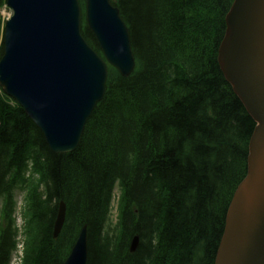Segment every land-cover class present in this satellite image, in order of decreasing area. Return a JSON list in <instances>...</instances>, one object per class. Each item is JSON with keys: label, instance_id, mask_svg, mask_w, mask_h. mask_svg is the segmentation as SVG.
Returning <instances> with one entry per match:
<instances>
[{"label": "trees", "instance_id": "trees-1", "mask_svg": "<svg viewBox=\"0 0 264 264\" xmlns=\"http://www.w3.org/2000/svg\"><path fill=\"white\" fill-rule=\"evenodd\" d=\"M231 2L111 0L135 69L123 77L109 67L73 151H51L0 89V264L15 246L17 191L25 193L23 264H62L82 226L86 264H214L255 126L216 59ZM82 24L99 52L84 12ZM61 200L66 216L54 238Z\"/></svg>", "mask_w": 264, "mask_h": 264}, {"label": "water", "instance_id": "water-1", "mask_svg": "<svg viewBox=\"0 0 264 264\" xmlns=\"http://www.w3.org/2000/svg\"><path fill=\"white\" fill-rule=\"evenodd\" d=\"M0 86L15 99L55 153L77 146L84 124L102 98L107 64L128 76L134 67L129 31L110 0H85V22L102 56L81 33L78 0H6ZM225 79L255 122L247 173L226 211L214 264H264V0H233L217 50ZM65 219L59 203L56 237ZM138 244L134 235L130 251ZM82 226L63 264H86Z\"/></svg>", "mask_w": 264, "mask_h": 264}, {"label": "rangeland", "instance_id": "rangeland-1", "mask_svg": "<svg viewBox=\"0 0 264 264\" xmlns=\"http://www.w3.org/2000/svg\"><path fill=\"white\" fill-rule=\"evenodd\" d=\"M3 8L4 7L0 8V39H1V33H2L3 16L5 17L7 15V13H5V12L2 13ZM114 192H115V195H114V200H113V203H112V210H111V218H112V220H114L115 216H116L115 206H116L117 192H118L117 189H115ZM16 201H17V210H16L15 220H16V224H20L21 223V218H20V215H19V208L21 207L22 202H23L21 193L17 194Z\"/></svg>", "mask_w": 264, "mask_h": 264}, {"label": "bare ground", "instance_id": "bare-ground-1", "mask_svg": "<svg viewBox=\"0 0 264 264\" xmlns=\"http://www.w3.org/2000/svg\"><path fill=\"white\" fill-rule=\"evenodd\" d=\"M82 2H83V5H81L80 0H78V4H79V7H80V10L81 11H82V9H85V0H82ZM0 89L2 90V92L4 93V95H6L5 92L3 91V89L1 88V86H0ZM54 238H57V237H54ZM129 250H130V244H129ZM70 251H71V249H70ZM62 264H63V262H62Z\"/></svg>", "mask_w": 264, "mask_h": 264}]
</instances>
